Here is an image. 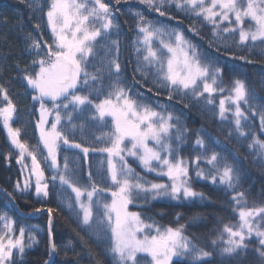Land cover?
Here are the masks:
<instances>
[{
    "label": "snow or ice",
    "instance_id": "6c2138e0",
    "mask_svg": "<svg viewBox=\"0 0 264 264\" xmlns=\"http://www.w3.org/2000/svg\"><path fill=\"white\" fill-rule=\"evenodd\" d=\"M152 11L164 16L162 9L174 6L185 14L203 18L212 25L213 39L210 44L224 39L227 35L235 36L239 33V45H246L250 40L255 43L259 41L264 44V0H140ZM119 4L120 0H116ZM47 26L52 33V43L44 41L46 50L41 53V41L32 40L30 48L36 51L39 57L33 61L38 71L25 74L24 80L32 89V100L39 103V120L36 128L39 130V143L46 150L44 160L52 170L51 180H59L62 186H67L75 194V206L70 202L68 209L76 212V217L81 226L91 234L97 236V244L105 243L99 234L107 235L105 224L110 229L111 241L109 248L104 249L103 255L111 253L115 264H138L137 254L146 253L152 259V264H172L174 257H192V264H200L212 253L198 248L190 239L184 236L183 226L179 228L168 227L163 233L159 228L152 235L153 225L145 223L137 212H129L128 205L133 202L134 197L143 194L144 198L152 196L170 197L175 200L203 198L201 193L196 192L188 182V166L185 162L175 160L176 147L174 142H180L187 134V128L182 125L180 117L173 113L166 116L163 112L153 110L150 106L142 104L143 95L136 93L138 99H132L129 91L121 86L119 75L121 65L117 59H112L111 50L117 48V42L110 40L112 29L118 25L113 23L114 17L109 5L103 0H51L46 12ZM234 17V20H233ZM245 18L255 22V30H245ZM227 22L229 27H223ZM40 28V25H36ZM138 35L142 37L136 43L142 47L136 49L138 57L136 72L140 73L142 79L149 75L155 78V87L166 89L169 99L173 94L182 95V98L194 99L199 102L205 99L207 105H213L212 95L219 88L218 77L220 69L214 68L207 62V58L199 53L196 46L187 40L184 34L173 29L166 31L163 27H157L151 21L146 20L142 14L136 23ZM196 31L195 28L192 29ZM199 33L197 32V35ZM157 40L159 47L153 48L152 41ZM97 45H101L100 49ZM219 46H217V50ZM118 50V49H117ZM104 56L100 59V68L92 63L99 52ZM243 59V57L241 58ZM95 68L90 73L89 68ZM27 72V70H26ZM103 73L109 77L107 88L109 91L105 98L99 103L91 98L92 93L99 94L102 88H90L98 82L103 86ZM115 76L116 80L111 78ZM210 81V82H209ZM87 90V94H81ZM151 90V89H150ZM228 99L235 110L232 112L231 105L226 108V100L219 101V117L223 120L226 113L234 117V130L239 136L251 135L242 129L246 127L248 116L241 108V103L246 105L253 115H256V107L251 103L253 97L246 89L245 82L237 79ZM0 95L6 104L0 107V120L7 130L10 145L18 150L17 163H23L26 158L31 159L30 176H35V195L37 197H48L49 183L46 182L44 169L37 152L30 150L29 145L21 140V129L13 128L11 121L16 112V105L10 99L8 90L0 85ZM51 103V107H48ZM71 109L72 111H68ZM92 110V120H103L110 117L113 130L108 134V146L101 149H90L83 147L81 143L75 142L74 135L83 124L75 125L73 112L84 113ZM62 112L64 115L62 116ZM52 116L53 119L49 120ZM64 125H67L66 127ZM260 125L264 130V111L260 112ZM197 132L195 145L203 151L195 157L197 168L203 159L209 165L208 173L203 170L197 172V177L210 179L211 183L224 186L234 194L231 199L235 202L239 216V225H224L221 233L223 247L220 254L225 256H236L246 251L247 240L255 236L258 247L255 249L259 257L264 260V206L241 207L244 200L243 192H236L240 176L234 165L224 162V158L216 151H209V143H215L207 133L201 135ZM173 134H175L173 136ZM231 134V133H230ZM207 137V139H206ZM149 141L152 142L150 146ZM130 144V147L127 145ZM80 150L87 160L91 153L107 155L106 179H109L115 190L111 191V203L102 205L103 212L98 214L99 219L94 218V196L100 191L99 185L93 183L91 190L81 189L74 182L77 177V169L69 167V160L64 157L63 170L60 167L59 155L61 147ZM249 147L253 150L260 149V156L264 157V141L253 137ZM11 155V153H9ZM126 157L136 158L140 165L149 172L167 176L170 184L149 183L139 176L128 165ZM27 168V165H24ZM222 169V171H221ZM93 173L89 171L87 178L91 181ZM30 180L25 179L23 186L18 181L15 190L23 194L30 188ZM7 195L14 200L12 193ZM86 196L87 202L82 200ZM41 209H36L40 212ZM49 215V234L51 235L52 212L47 209ZM82 213V216H81ZM0 221H5L6 235H0V264H12L14 250L22 256L25 251L24 238L26 231L32 243H38L33 232L38 229H19V235L13 236V223L7 215H0ZM227 234V240L223 235ZM214 245L217 241L212 242ZM55 252L56 245H51ZM51 255V253H50ZM50 264V262H48ZM95 264H103L97 260Z\"/></svg>",
    "mask_w": 264,
    "mask_h": 264
},
{
    "label": "trees",
    "instance_id": "16d2710c",
    "mask_svg": "<svg viewBox=\"0 0 264 264\" xmlns=\"http://www.w3.org/2000/svg\"><path fill=\"white\" fill-rule=\"evenodd\" d=\"M29 1L42 3L43 9L51 2V0H0V85L8 90L10 99L16 105V117L21 113L23 106L19 94L21 87L19 81L21 78L24 79L25 74H32L38 69L33 65V61L37 60L38 56L36 51L30 48L32 42L30 36L37 38L43 45L45 35V29L41 31L36 27L38 24L36 15L31 11ZM104 2L115 14L119 25L112 29L110 36V40L117 42V48L111 50L110 58L117 59L121 65L119 75L121 86L140 87L145 93L144 100L148 106L160 109L161 104H164L167 113L180 117L182 125L188 130L176 148L175 154L182 159L188 157L187 159L191 162L203 151L195 145V140L198 131L203 130L200 132L201 135L207 133L215 142L209 143L207 155H211L213 150L218 152L224 158V162L234 165L239 173L240 180L236 192L244 193L241 205L264 206V157L260 156V149L253 150L249 147L253 137L264 141V130L260 125V112L264 111V44L249 40L246 45H239L238 32L235 36L227 35L224 39L210 44L209 41L213 39L212 25L203 21L202 17L185 14L174 6L162 9L166 14L160 16L159 13L142 4L140 0H120L119 4L116 0H104ZM130 9H141L140 12L147 20L157 27H163L166 31L173 29L181 31L185 38L196 46L197 51L207 58L209 64L221 70L218 82L219 88L224 91L218 90L212 95L213 105L205 103L207 94L199 102L186 97L182 98V95L175 93L170 100L168 90L154 86L156 81L153 76L149 75L146 80L142 79L140 73L136 72L137 61L141 58L136 53V49L140 48L135 42L137 20L128 14L127 11ZM41 12L44 13V11ZM223 27H229V24L225 22ZM193 28L196 31H193ZM153 46L159 47L157 42H153ZM217 46H219L218 50ZM100 47L101 45H97L98 49ZM43 48H45L44 45ZM103 56L104 52L100 51L96 59L92 61L96 68L101 67L99 61ZM94 71L95 68H89L90 73ZM116 79L115 76L111 78L112 81ZM237 79L245 82L246 89L253 97L251 103L256 107L257 114L253 115L246 105L241 104L242 110L248 116L246 127L242 130L251 135H237L234 130V118L230 113L223 120L219 117L220 97L229 93ZM109 82L108 75L103 73V86L99 82L90 85V88H102L99 94L92 93L91 98L95 102L105 98L109 91L107 88ZM23 85L27 89L30 88L26 81ZM29 93L33 117L38 118L37 103L32 100L33 91L30 90ZM82 93L87 94V90H82ZM5 104L6 101L0 95V107ZM74 119L73 124H83V129L78 127L75 132V142L90 149L104 148L108 145L105 136L107 124L103 120H92L90 116L79 113L74 116ZM13 125L16 126V121ZM21 140H25L23 133H21ZM174 144L177 143L174 142ZM70 151L69 167L77 169L78 178L74 181L77 187L91 188L95 182L100 189L114 188L111 181L106 179V155L90 152L85 161L77 149ZM18 155V150L12 148L6 133L0 126V208L19 229L21 227H25L26 230L38 229L32 233L36 236L38 243H32L26 231L24 239L29 242V245H25L22 256L14 251L12 264H48V262L50 264H95L97 260L103 261V264H115L110 252L107 256L102 254L110 245V229L105 224L107 235L103 232L99 234L105 243L98 245L97 236L84 229L77 220L76 212L68 209L70 202L74 206L76 204L75 194L69 187L54 188L49 184L48 197H37L33 184L23 194L15 190L18 181L23 186V173L16 159ZM205 164L201 160L199 169L206 168ZM134 166L136 172L141 171L140 166L136 164ZM196 167L194 164L189 170L188 182L196 192L202 194V199L199 197L179 200L170 197L153 199L150 196L144 198L143 194H140L138 198L134 197L133 202L129 204V209L137 210L145 223L153 225L154 232L157 228L183 226V233L193 244L212 253L210 258H206L200 264H264V260L255 250L258 247L256 237L246 241L248 248L239 255L229 257L220 254V248L224 246L220 239L224 225H232L238 219L237 206L231 199L234 193L226 190L219 183L212 184L206 179L194 176ZM89 171L93 173L91 181L87 178ZM44 172L46 181L49 183L51 179L46 168ZM162 178L159 177L157 180ZM1 189L12 193L15 199L12 200ZM97 204L94 203L93 211L94 218L99 219L98 214H102V209L99 208L100 203ZM38 208L42 211L30 216H23L20 213V211L31 213ZM48 208L53 209L51 235L49 234ZM227 238L225 233L223 240ZM213 241L217 243L214 245ZM53 243L56 245L55 252L51 248ZM137 261L138 264H150V258L146 255H137ZM172 264H192V259H175Z\"/></svg>",
    "mask_w": 264,
    "mask_h": 264
},
{
    "label": "rangeland",
    "instance_id": "374dc122",
    "mask_svg": "<svg viewBox=\"0 0 264 264\" xmlns=\"http://www.w3.org/2000/svg\"><path fill=\"white\" fill-rule=\"evenodd\" d=\"M77 2L83 3L84 0H77ZM103 2H104V0H103ZM242 2L246 4V0H242ZM208 3H210V0H206V5ZM50 4H51V2L48 5L45 6V9H43L44 5L42 3H37V2H32V1L30 2L29 1V5H30V8H31V11H33L34 14L36 15V22L40 25V30L42 31V30L45 29V35L43 36V38H44L43 42L47 41L49 44L52 43V33H51L50 28H48V26H47L46 12H47L48 7L50 6ZM140 10L141 9H130L127 12H128V14L133 16L134 20H138L139 19V14H142L140 12ZM41 11H44V13H42ZM111 13H112V15L114 17L113 23L115 25H118V21L116 19L115 14L112 11H111ZM233 20H234V17H233ZM118 27H119V25H118ZM1 28H2V26H1ZM244 28H245V30H253L254 31L255 30V22L251 21L250 18H245ZM30 38H31L30 41L37 40V38L32 37V36H30ZM137 39L138 40L142 39V37L138 35V32L135 34V42L137 41ZM153 42H155V43L157 42V46L159 45L158 41L154 39L152 41V46H153ZM43 45H44V43H43ZM43 45L41 44V49L39 50L41 53H43L46 50L45 45H44L45 48L42 49ZM136 45L138 47H142V45H140V44L136 43ZM153 48H154V46H153ZM37 71H38V69H37ZM24 83H25V80L21 78L20 81H19V85L21 86L19 88V94L21 96V101L23 102L21 113L19 114L18 117H16V115L14 113L13 120L10 123H11V126L13 128L19 127L21 129V133L24 134V138H25V140H23L22 142H25V143L29 144V149L30 150H35L37 152V159L40 160L41 167L44 169V171H45V168H46V170L48 171L49 177L51 179V176L53 175V172L48 167L47 162L44 160V156L46 155V150L43 149V145L39 143V130L36 128V123L39 120V103L36 101L38 118H34L33 117V111L31 109L30 97H29V94H30L29 92L32 89L31 88L27 89V87L23 85ZM122 87H124L126 90H130L129 91V96L132 99H138V97L136 96L137 92L141 93L143 95V97L145 96L144 91L140 87L139 88L137 86H132V87L122 86ZM231 90H229L228 94L223 95V96L220 97V100L221 99H225L226 100V105H225L226 108H228L231 105V101L228 99V97L232 94ZM81 94H83L82 91H81ZM99 102L100 101H96L95 103H99ZM141 103L142 104H146L144 99L141 101ZM146 105H148V104H146ZM161 106L162 107L160 109H157V108L154 109L152 107L151 108L153 110H155V111H158V112L162 111L163 114L166 116L168 113H167V110L164 107V104H161ZM48 107H51V103H48ZM231 108H232V112H234V110H235L234 105H231ZM68 111H72V110L69 109ZM78 113L79 112H73V121H72V123L75 122L74 116L76 114H78ZM79 114L91 117L93 115V112L90 109V110H88V111H86L84 113H79ZM227 114L228 113H226V115ZM63 115H64V113L62 112V116ZM52 119H53V117L50 116L49 120H52ZM14 121H16V126L13 125ZM103 121L107 124V126H106L107 131H106L105 136L107 137L106 139L108 140V134L113 130L112 120H111L110 117H106L105 119H103ZM0 126L3 128L4 132L7 135V130L3 127L2 120H0ZM64 126L66 127L67 125H64ZM98 136L100 137L101 134L98 135ZM7 140L9 141L8 135H7ZM173 142H175V141H173ZM9 143H10V141H9ZM175 143H177V142H175ZM149 144H150V146H152V142L151 141H149ZM179 144H180V142H178L177 144H174V146L176 148H178ZM107 146L108 145H106L105 147H107ZM127 146L130 147V144L127 145ZM97 149H101V148H97ZM78 151H79L80 154H82L80 150H78ZM70 152L71 151L69 149H67L66 146H62L61 147V152H60V155H59L61 170H63L64 157H67L69 159V153ZM105 155L106 154H104V156ZM187 158L182 159L181 156H178V154H175V157H174L175 160L182 159L185 162V164L188 166V177H189L190 176L189 175V170L192 169V165L196 164V162H195V159H193L191 162H189V160ZM106 159H107V155H106ZM126 159H127L128 165L134 170V172L136 174H138L139 176H142L144 178V180L148 181L149 183H164V184H170L171 183V181L169 180V178L167 176H163V175H158L157 174L158 172H160L162 170L166 171V169H160L157 165L154 164V167H157V172H149L147 169H144L142 165H140L139 161L136 158H134V157H126ZM134 164L140 166V168H141L140 172H136L135 171ZM24 165H27L28 167L25 168ZM205 165H206L205 166L206 168H202V169H199V168L196 167L195 170H194V174H195L194 176L197 177V172L200 171V170H203L204 173L207 174L210 166L207 165V164H205ZM20 167H21V171L23 173V182H24L25 179H29L30 180V185L32 186V184H33L34 187H35V176H30V168H31V159H30V157L26 158L22 164L20 163ZM221 171H222V169H221ZM159 177H163L162 179H160L161 181L157 180V178H159ZM206 180L211 182L210 179H206ZM49 184L52 187H54V188L55 187L56 188H61L62 187V185L60 184L58 179L55 182H53L52 180L49 181ZM80 188L81 189H86V190H91L90 187H80ZM101 190L102 191H100L96 196H94L93 200H94V203H96V204L100 203L99 208L102 209V212H103L102 205L105 204V203H108V204L111 203V200H112L111 191L115 190V187L112 190H109V189H101ZM99 197L101 198V200H100ZM150 197L152 198L151 195H150ZM162 197H165V196H162ZM158 198H160V197H158ZM82 200H84V202L86 203L87 202L86 196L82 197ZM240 206L248 208V207H246V205L245 206L244 205H240ZM128 211L129 212H137L138 213L137 210L129 209V205H128ZM238 211H239V209L237 208V215H238ZM0 215H6L2 208H0ZM81 216H82V213H81ZM9 219L12 222H14L11 218H9ZM4 225H5V221H0V235H6V233H7V230L5 229ZM232 225H235V226L239 225V216H238V219H237L236 223H233ZM175 228H179V227H175ZM166 229L167 228L159 229V230H160L161 233H163ZM150 234L155 235L156 232H154V230L152 229ZM18 235H19V228L17 227L16 223L14 222L13 223V236L17 237ZM184 236L187 237L185 234H184ZM253 237H255V236H253ZM24 245H29V242L27 240H25V239H24ZM14 251H16V250H14ZM137 255H146V256H148L150 258V264H152V259H151V257L148 254H146V253H138ZM183 258H185V257H174L173 260H175V259H183ZM186 258H191L192 259V257H186Z\"/></svg>",
    "mask_w": 264,
    "mask_h": 264
},
{
    "label": "water",
    "instance_id": "95a60500",
    "mask_svg": "<svg viewBox=\"0 0 264 264\" xmlns=\"http://www.w3.org/2000/svg\"><path fill=\"white\" fill-rule=\"evenodd\" d=\"M2 190V192L4 193V194H6L7 195V192L6 191H4L3 189H1ZM8 196V195H7ZM20 211V210H19ZM42 211V210H41ZM20 213L23 215V216H30V215H32V214H36L37 212L36 211H34V212H31V213H23L22 211H20Z\"/></svg>",
    "mask_w": 264,
    "mask_h": 264
}]
</instances>
